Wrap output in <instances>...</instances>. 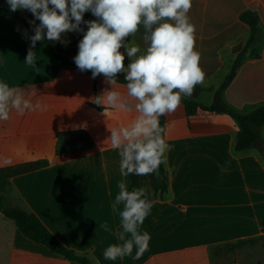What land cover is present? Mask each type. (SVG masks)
I'll return each instance as SVG.
<instances>
[{
  "label": "crops",
  "instance_id": "crops-1",
  "mask_svg": "<svg viewBox=\"0 0 264 264\" xmlns=\"http://www.w3.org/2000/svg\"><path fill=\"white\" fill-rule=\"evenodd\" d=\"M30 21L32 13L23 11ZM255 14L264 30V0H192L188 13L196 27V50L206 73L197 102L210 106L250 37L243 20ZM85 21L97 19L86 12ZM0 0V82L20 88L40 108L15 109L0 121V169L42 162L39 168L11 178L5 194L39 218L67 248L92 264H264V157L251 149L238 153L237 120L228 114L202 113L189 117L180 104L166 118L165 153L169 194L152 202L141 232L150 234L148 250L132 256L104 259L111 244L122 243L119 211L112 202L119 192V150L110 144V130L127 126L138 115L95 100L105 90L126 95L124 74L113 86L100 75L80 71L74 57L83 32L62 34L61 41H38L36 64L25 63L34 35ZM81 28L87 30L86 24ZM143 28L127 38L139 45ZM56 54L71 64H64ZM123 52L124 49L122 48ZM126 55V54H125ZM125 58V66L129 63ZM223 101L240 114L264 106V44L259 56L247 57L222 93ZM84 131L88 146L62 147L60 136ZM264 141V126L261 129ZM107 221L110 231L101 225ZM245 242L242 249L227 247ZM0 264H75L48 247L26 238L14 221L0 212Z\"/></svg>",
  "mask_w": 264,
  "mask_h": 264
},
{
  "label": "clouds",
  "instance_id": "clouds-1",
  "mask_svg": "<svg viewBox=\"0 0 264 264\" xmlns=\"http://www.w3.org/2000/svg\"><path fill=\"white\" fill-rule=\"evenodd\" d=\"M10 11L28 10L39 24L30 37L31 46L25 63L35 66L38 41H61L62 34L83 32L74 62L80 71L102 75L111 85L123 73L126 95L105 90L95 103L135 111L138 115L127 126L110 130L111 147L119 150L120 174L150 175L158 171L171 146L163 138L159 118L173 113L182 99L191 97L197 85L203 84L206 73L201 67V54L196 50V27L188 15L192 0H6ZM86 12L97 19L85 21ZM81 24L87 25L85 31ZM143 28L145 48L127 38ZM124 49L122 52L121 49ZM126 54V55H125ZM129 63L125 66V58ZM40 108L24 96L20 88L0 82V121L9 119L15 109ZM119 192L112 202V211H119L122 243L111 244L103 252L104 259L115 261L132 256L140 259L148 250L150 234L141 226L150 214L152 201L145 188L129 190L126 181L118 183ZM101 227L110 231L107 221Z\"/></svg>",
  "mask_w": 264,
  "mask_h": 264
},
{
  "label": "trees",
  "instance_id": "trees-1",
  "mask_svg": "<svg viewBox=\"0 0 264 264\" xmlns=\"http://www.w3.org/2000/svg\"><path fill=\"white\" fill-rule=\"evenodd\" d=\"M24 10L15 11L19 16L22 24L33 32V26L27 18ZM243 20L250 26V37L247 41L244 51L238 55L234 61L230 73L224 79L221 87L216 91L214 102L210 106H205L197 102L196 97L200 91L199 88L194 89L191 97L183 98L181 104L185 106L186 113L189 117H194L202 113L211 114H228L234 117L239 126V132L236 137L234 149L241 153L251 149L257 150L264 157V141L261 135V129L264 126V106L259 107L248 114L237 113L222 99V93L228 84L235 77L239 67L247 57H257L260 48L264 44V30L259 23L255 14L247 13L243 16ZM53 53L60 58L64 64H71L63 55ZM90 72L91 71H87ZM160 126L164 128L163 138L165 139L166 118H159ZM62 147L68 146H88L90 145V137L84 131L65 133L59 138ZM42 162L31 163L27 165L0 169V212L8 219L14 221L20 232L28 239L48 247L53 253H56L75 264H92L86 256L78 255L73 250L63 245L59 239L52 234L46 226L39 220L37 216L30 213L19 206H11L6 201L5 194L11 189V178L20 174L33 171L40 166ZM127 187L129 190L133 188H145L149 194V199L153 202L158 198H163L169 194V178L166 170L165 158L161 163L157 172L150 175H128L126 177ZM245 242L232 244L227 247L235 248L244 245Z\"/></svg>",
  "mask_w": 264,
  "mask_h": 264
},
{
  "label": "rangeland",
  "instance_id": "rangeland-1",
  "mask_svg": "<svg viewBox=\"0 0 264 264\" xmlns=\"http://www.w3.org/2000/svg\"><path fill=\"white\" fill-rule=\"evenodd\" d=\"M253 244H264V241H255ZM244 246H239L238 249H242Z\"/></svg>",
  "mask_w": 264,
  "mask_h": 264
}]
</instances>
